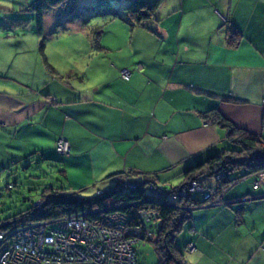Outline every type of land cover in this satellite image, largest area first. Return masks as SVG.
Segmentation results:
<instances>
[{
  "label": "crops",
  "instance_id": "crops-1",
  "mask_svg": "<svg viewBox=\"0 0 264 264\" xmlns=\"http://www.w3.org/2000/svg\"><path fill=\"white\" fill-rule=\"evenodd\" d=\"M32 1L20 0L26 6ZM84 3L89 2L80 0ZM90 12L80 19L57 12L43 19L49 39L74 28L90 44L89 28L114 23L113 38L101 40L97 56L87 48L90 56L81 65L53 63L44 53L49 47L43 36L39 52L37 34L38 45L0 47L5 157L52 153L57 139L64 138L70 148L63 161L67 190L78 196L92 186L95 195L119 181L144 183L155 175L167 186L164 177L177 171L180 178L187 166L222 150L226 132L206 117L211 109L237 128L264 136V0H163L152 30L131 29L119 18ZM86 19L94 25L83 24ZM46 20L55 21L52 31L45 30ZM226 26L241 34L234 48L227 44ZM122 70H128L127 80ZM234 186L216 205L191 210L192 229L178 245L187 264H264V239L258 238L263 233L255 236L258 224L245 214L246 203L264 199ZM188 244H193L190 252Z\"/></svg>",
  "mask_w": 264,
  "mask_h": 264
},
{
  "label": "trees",
  "instance_id": "trees-1",
  "mask_svg": "<svg viewBox=\"0 0 264 264\" xmlns=\"http://www.w3.org/2000/svg\"><path fill=\"white\" fill-rule=\"evenodd\" d=\"M78 1L33 0L27 6L26 13L34 16L31 19L36 22V34L41 38L43 19L49 13L57 12V14L65 17L70 15L72 16L70 20L80 19L83 13L77 10ZM93 2V7L84 6L85 10L82 11H88V13L92 11L90 13L95 17L100 15L119 18L131 29L136 26H142L152 30V25L157 23L155 10L163 0H94ZM122 3H124L123 8L118 10ZM88 19L84 20L83 24L88 26ZM57 24L63 25L64 23ZM226 27L229 33L227 44L234 48L238 46L241 34L234 26ZM95 29L99 31L101 28ZM95 29H92L91 32H94ZM93 37L94 44H97V34ZM43 47L42 38V42L39 44V52L41 54L43 53ZM224 101L232 104L242 103L240 100L231 98H224ZM206 117L223 127L226 132V146L219 152L212 153L205 160L187 166L181 173L179 184L176 187L169 186L177 197L183 196L184 193L182 192H185L193 182H197L201 187L206 188L204 193L199 192L187 195V198L182 200L183 202L179 207L173 205L174 199L167 192H151L149 190V186L155 187L157 190L165 187L163 186L164 184H160L161 182H159L157 175L144 182L148 186L143 183L122 184L119 182L117 186L106 191H97L95 195L89 197H78L76 194L69 192L63 182L59 180L53 185H43L44 188L40 193V199L26 209L0 220V228L7 229L79 216L96 224L105 215L117 213L125 218L126 222L124 225L128 229L143 232L141 240L137 241L133 246L135 253L136 247L139 248V246L146 244L147 238L144 231L149 229L153 235L155 234V237L150 239L148 243L151 244L156 255V264H186L182 250L176 245V239L184 231L185 227V230L192 229V226L188 223L191 217L190 208L205 206L214 200L210 196L209 200L206 199L207 194H209V188L216 185L218 191L216 200H220L223 193L232 186L249 180V192L259 196L263 193L262 189L255 190L252 185L255 175L264 171V136L255 135L245 129L237 128L216 109L209 110L206 113ZM68 154L58 153L55 147L52 153L41 152L38 156L30 154L17 160L28 161L33 158H40L42 161H53L56 164L54 167L59 169L58 173L66 182L63 161ZM119 178H122L121 174ZM209 180H212V183H206ZM215 180L219 181L216 182ZM15 184L8 185L7 189L11 191ZM144 213L152 214V218H157L156 222L152 223L153 219H143L142 214ZM190 245L193 246V244ZM187 246H185V249ZM136 259L140 263L137 254Z\"/></svg>",
  "mask_w": 264,
  "mask_h": 264
},
{
  "label": "rangeland",
  "instance_id": "rangeland-1",
  "mask_svg": "<svg viewBox=\"0 0 264 264\" xmlns=\"http://www.w3.org/2000/svg\"><path fill=\"white\" fill-rule=\"evenodd\" d=\"M94 0H88L89 3H84V6L87 4H90L87 7H93L94 6ZM29 5V4H28ZM27 5V6H28ZM26 5H23L20 0H0V47H16L17 43L22 42L23 45H38L36 43V40L38 39L36 35V22L33 18L34 16H31L27 14V7ZM82 5H80V0L78 1L77 5V10L78 12H82L83 14L88 13V11H82L85 10ZM81 13V14H82ZM52 14V13H49ZM31 19V21H30ZM97 19V18H96ZM25 20V21H24ZM27 20V22H26ZM95 20H89V24L94 25ZM101 22V21H100ZM55 24V21H45V30H53V24ZM114 23H111V21L106 22V23H100V25H94L92 27H99V32L103 31L99 38L98 44H93L94 42L88 43L85 39L84 33L81 31L76 32V29L72 28L71 33L69 29L67 31H61L60 36L54 37L53 40L49 39L50 34H46L44 36L43 33V38L45 41H47V46L49 47L48 53L44 51L46 56L51 59L53 63H64L65 66L67 63L71 66L72 64H78L81 65V62H86L87 56H90V54H87V48L90 51V49L95 50V56H97V52L100 49L97 47H101V40H106L108 38H113L112 35L114 34ZM91 27V28H92ZM89 28V27H88ZM89 28L90 31L94 28ZM62 30V29H61ZM43 31V27H42ZM96 34H98V30H95ZM95 31L92 33L93 36L95 35ZM88 34V33H87ZM89 36V34H88ZM90 37V36H89ZM92 37V36H91ZM57 38L58 40H56ZM45 41H43L45 43ZM42 42V38L40 39L39 43ZM103 42V41H102ZM107 43H111V40L107 41ZM134 43L128 44L127 46L132 47ZM130 47H128L124 52L127 53L130 51ZM132 49V48H131ZM103 53V51H101ZM103 55V54H102ZM109 58L113 55L108 54ZM108 58V59H109ZM122 72V71H121ZM91 79V78H90ZM89 79V80H90ZM95 80V78H94ZM87 88H91L90 86H87ZM6 151V150H4ZM3 149L0 147V220H3L21 210L26 209L32 204H35L39 199H40V193L42 189L44 188L43 185H53L56 182L62 181L63 185L66 186L65 180L61 177V175L58 173V168H55L56 164L53 161H42L40 158H33L28 161H20L17 159V157H12L9 156L8 158L5 157ZM10 152V151H8ZM52 152V151H50ZM66 158V157H64ZM41 161V162H39ZM172 170H167L165 173H163L161 176H166L168 174H171ZM70 174V173H69ZM177 171L174 172L170 177L163 178V179H169V184L168 186L176 187L179 182L180 178L176 176ZM70 176H72L70 174ZM61 177V178H60ZM216 181V180H215ZM217 180L216 182H218ZM120 183H124L122 181H119ZM15 184V187L9 191L7 189L8 185H13ZM206 183L210 184L212 183V180L206 181ZM144 184V183H143ZM146 185V184H144ZM197 185V184H196ZM148 186V185H146ZM249 186V180L246 182H241L234 187L236 189L242 188L248 190ZM67 187V186H66ZM215 187H211L208 189V197H213L214 200L210 201L207 205H216L217 200L216 197L218 196V191ZM92 186L87 188L86 190H83L82 192L78 193V197H89L95 193L93 192ZM206 189L202 187L199 190ZM194 190V191H193ZM197 189L193 188V184L191 183L188 187V189L185 192L186 196L183 197H177L176 194H173V190H169L167 194H170L171 198L173 200V205L175 207H179L182 204V200H185L187 198V195H193L199 193ZM197 191V192H195ZM195 192V193H194ZM204 193V192H203ZM172 194V195H171ZM258 199H264V194H261ZM246 216L250 218V220H253L254 224H258L255 230V236L259 235V233H263V236L259 239L263 240L264 239V200L261 201L260 204L254 203L255 205H250L249 203H246ZM205 205V206H207ZM204 206V205H203ZM200 206V207H203ZM240 206V205H237ZM198 208V207H196ZM195 208H190V210H193ZM146 213L142 214L144 216ZM148 216V219L151 218L153 219L152 223H155L157 218H152V214H146ZM123 228L128 229L127 226H123ZM186 227L184 228V231ZM130 230V229H129ZM132 231V230H131ZM138 231L136 230V234L141 236ZM183 231V232H184ZM181 232L176 239V245L181 246L180 243L183 240ZM143 234V232L141 231ZM145 237L147 240L145 241V245L139 246V248L136 247V254L138 255V261L142 264H156L157 263V258L154 253V250L148 241L150 239H153L155 237V234L151 233L149 229H146L144 231ZM113 239H115L113 237ZM112 239V240H113ZM131 239V238H130ZM120 243L119 240L118 242H114V244ZM193 250V247L187 246L186 252H190ZM185 256V255H184ZM185 259V258H184ZM186 262V259H185ZM187 264V262H186Z\"/></svg>",
  "mask_w": 264,
  "mask_h": 264
},
{
  "label": "built area",
  "instance_id": "built-area-1",
  "mask_svg": "<svg viewBox=\"0 0 264 264\" xmlns=\"http://www.w3.org/2000/svg\"><path fill=\"white\" fill-rule=\"evenodd\" d=\"M121 77L128 79V70H122ZM55 147L60 154L70 151L64 138L57 139ZM192 184L194 189L202 188L197 182ZM252 188L264 194V171L255 175ZM149 190L166 193L171 188L149 186ZM143 219L151 218L145 214ZM125 222L123 216L109 213L96 224L79 216L0 228V264H140L133 246L142 233L123 228Z\"/></svg>",
  "mask_w": 264,
  "mask_h": 264
},
{
  "label": "bare ground",
  "instance_id": "bare-ground-1",
  "mask_svg": "<svg viewBox=\"0 0 264 264\" xmlns=\"http://www.w3.org/2000/svg\"><path fill=\"white\" fill-rule=\"evenodd\" d=\"M183 196H184V195H183ZM209 198H210V197H206V199H208V200H209ZM206 201H207V200H206Z\"/></svg>",
  "mask_w": 264,
  "mask_h": 264
}]
</instances>
